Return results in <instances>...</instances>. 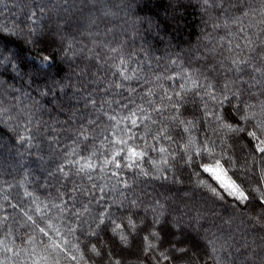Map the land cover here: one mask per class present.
Wrapping results in <instances>:
<instances>
[{
  "label": "snow or ice",
  "instance_id": "obj_1",
  "mask_svg": "<svg viewBox=\"0 0 264 264\" xmlns=\"http://www.w3.org/2000/svg\"><path fill=\"white\" fill-rule=\"evenodd\" d=\"M0 264H264V0H0Z\"/></svg>",
  "mask_w": 264,
  "mask_h": 264
},
{
  "label": "trees",
  "instance_id": "obj_2",
  "mask_svg": "<svg viewBox=\"0 0 264 264\" xmlns=\"http://www.w3.org/2000/svg\"><path fill=\"white\" fill-rule=\"evenodd\" d=\"M191 11V10H190ZM188 20L190 21L192 27L189 29V31L191 33H194V35L191 36L192 40L196 39V35L199 33V21H200V17L198 12H193L192 15L188 16ZM33 168H35V165H32Z\"/></svg>",
  "mask_w": 264,
  "mask_h": 264
}]
</instances>
